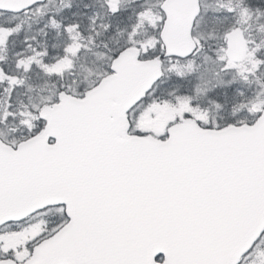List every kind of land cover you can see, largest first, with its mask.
Segmentation results:
<instances>
[{"label": "snow or ice", "instance_id": "snow-or-ice-1", "mask_svg": "<svg viewBox=\"0 0 264 264\" xmlns=\"http://www.w3.org/2000/svg\"><path fill=\"white\" fill-rule=\"evenodd\" d=\"M12 3L64 39L0 56V264H264V0H101L87 28L75 0ZM18 35L0 24V48ZM92 54L104 66L82 76Z\"/></svg>", "mask_w": 264, "mask_h": 264}, {"label": "rangeland", "instance_id": "rangeland-1", "mask_svg": "<svg viewBox=\"0 0 264 264\" xmlns=\"http://www.w3.org/2000/svg\"><path fill=\"white\" fill-rule=\"evenodd\" d=\"M69 2H70V0H63V3H62V0H49V2H47L48 7L45 11H50L52 8H55V7L63 8V5L67 4ZM152 2L155 3V0H152ZM206 2L211 4V3H214L215 0H206ZM233 2L235 3V0H233ZM83 7L81 5V7L79 6V9L85 11V9H83ZM83 11H81V14H84ZM101 12H103V11H101ZM43 19H45V16H42L41 13H33V14H29L27 16H25V15L24 16H17V15H13L10 13L0 12V24L17 25V26H19V29H20V35L14 37L13 39H10L8 41L7 49L0 48V56H7V57H9L10 61H12L11 53L13 51H15L16 49L24 46V39L26 36L29 38L35 36L36 39L31 40V43L34 46L47 47L51 51L52 45L50 47H49V45H45L43 40L40 38V35H41L40 28L43 26L41 24V20H43ZM206 19H207V17H206ZM254 27H253V29L250 30V37L249 38H251V39H255L256 34H259L258 29L254 30ZM5 30H7V29H5ZM223 30H224V25L217 24L215 26V31L217 33V37L212 38V39H208V46L211 45L212 48H219L220 45L223 44V40L219 38V34H221L223 32ZM197 31L202 33L205 38H208L211 29L205 28L204 25L201 24V27L198 28ZM51 37L53 40L52 44L53 43L62 44L63 39H64L63 37L56 38V34L53 30H52ZM93 60L95 61V63L90 62ZM79 63L82 66L81 75L87 76L88 75L87 69H91L93 71V73H95V72L99 71L104 66L105 62H104V60L99 59L94 54H92L88 57L82 58L79 61ZM197 63H199L205 67H210V68L215 67V64L211 61H209V62H207V64H205L203 54L198 56ZM231 77H232V74L228 73V74H225L223 78L225 80H229V79H231ZM32 78L36 79V81L34 83L32 82L35 90L33 92L29 93V95H31L35 101L39 102V100L42 96L50 95L51 83L46 82L43 78H41L40 76H37L35 73H33ZM88 78L93 79L94 77L89 76ZM262 79H264V77H262ZM46 83L48 85L47 87H45ZM242 87H244V90L248 96H251V95H253L254 92L258 91V87L255 83H253L251 86L242 85ZM222 92H223L222 90H219L218 93H210L208 95H204L203 97H206L208 100L210 97L217 99V98H220V95H221L220 93H222ZM221 96H223V95H221ZM211 109H212V115L215 118L221 119V118L227 117V114H224L225 110L222 112H218L214 106H211ZM230 112H231V109H230ZM229 115H230V113H229ZM160 116L166 118V110H163V109L160 110ZM148 122L151 123V121H148Z\"/></svg>", "mask_w": 264, "mask_h": 264}, {"label": "trees", "instance_id": "trees-1", "mask_svg": "<svg viewBox=\"0 0 264 264\" xmlns=\"http://www.w3.org/2000/svg\"><path fill=\"white\" fill-rule=\"evenodd\" d=\"M75 2H76V0H75ZM78 2L82 5V7L83 6H85L86 4H89V3H92L93 5H94V8H92V9H86L85 7H83V9H85V11H83V10H80L79 9V7L78 8H73L71 11H68V10H64V14L65 15H68V16H71L72 15V12L74 11V12H78V13H81V11H83V15H81V16H78V17H76L77 19H81L82 21H83V23H84V26H85V28H87V19H86V16L87 15H91L92 14V12L94 11V10H97V9H99V5H100V2H101V0H78ZM84 3V4H83ZM81 5H80V7H81ZM135 5L134 4H130L128 7H129V12L131 11V9H132V7H134ZM55 9H57V7H55V8H52L51 10H55ZM50 10V11H51ZM100 11H103L102 9H99ZM46 19V18H45ZM45 19H43V20H41V24L42 25H44V23H45ZM48 31V36L47 37H45L44 35H43V33L41 32V35H40V38L43 40V42H44V44L45 45H49V47L52 45V37H51V35H52V30L51 29H48L47 30ZM104 42H109V41H107V37H105L104 38ZM97 43H100L101 44V46L100 47H98V48H94L93 49V52L95 53V52H104V48H103V46H102V43L100 42V41H97ZM109 43H111V42H109ZM209 48H212V46L210 45L209 46ZM195 83H197V82H195ZM194 83V84H195ZM229 96V97H228ZM228 96H227V103H226V106H225V108L224 109H226L225 111H226V114H227V116L229 115V113H228V111H229V109H231V107H232V104H233V102H229V101H232V98H230V96H233V93L231 92V91H229V94H228ZM207 101V102H206ZM208 99L206 98V97H203V99H201L200 97H199V102L201 103V104H203V105H206V104H204V103H208ZM207 106V105H206ZM211 107V106H210Z\"/></svg>", "mask_w": 264, "mask_h": 264}, {"label": "water", "instance_id": "water-1", "mask_svg": "<svg viewBox=\"0 0 264 264\" xmlns=\"http://www.w3.org/2000/svg\"><path fill=\"white\" fill-rule=\"evenodd\" d=\"M12 6L13 7H20V6H22V0H13ZM234 52L236 54H238V55L241 54V52H242V50L240 49L238 43L234 46Z\"/></svg>", "mask_w": 264, "mask_h": 264}, {"label": "flooded vegetation", "instance_id": "flooded-vegetation-1", "mask_svg": "<svg viewBox=\"0 0 264 264\" xmlns=\"http://www.w3.org/2000/svg\"><path fill=\"white\" fill-rule=\"evenodd\" d=\"M10 14H13V13H10ZM13 15H15V14H13ZM17 16H24V15H17ZM222 91H224V90H222ZM228 97H229V96H228ZM230 98H232V101H229V102H233V100H234L233 96H230ZM226 99H227V98H226ZM218 100H220L221 102H224V101H225V97L220 95V98H218ZM227 100H228V99H227ZM204 104H206L207 106H209L208 103H204ZM225 106H226V104H225ZM224 108H225V107H224ZM224 108L221 109V110H224ZM221 110H220V111H221ZM217 111H218V110H217Z\"/></svg>", "mask_w": 264, "mask_h": 264}]
</instances>
